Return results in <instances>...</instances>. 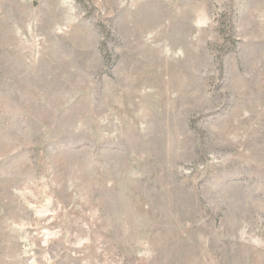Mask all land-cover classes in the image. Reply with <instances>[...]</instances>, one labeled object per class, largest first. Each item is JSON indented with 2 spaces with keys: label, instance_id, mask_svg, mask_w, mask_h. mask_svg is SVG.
<instances>
[{
  "label": "rangeland",
  "instance_id": "rangeland-1",
  "mask_svg": "<svg viewBox=\"0 0 264 264\" xmlns=\"http://www.w3.org/2000/svg\"><path fill=\"white\" fill-rule=\"evenodd\" d=\"M0 264H264V0H0Z\"/></svg>",
  "mask_w": 264,
  "mask_h": 264
}]
</instances>
